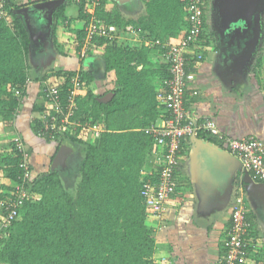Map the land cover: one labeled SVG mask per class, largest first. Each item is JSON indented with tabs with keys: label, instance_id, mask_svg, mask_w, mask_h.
<instances>
[{
	"label": "crops",
	"instance_id": "crops-1",
	"mask_svg": "<svg viewBox=\"0 0 264 264\" xmlns=\"http://www.w3.org/2000/svg\"><path fill=\"white\" fill-rule=\"evenodd\" d=\"M27 1L30 2L26 5L43 0H17L19 4ZM216 1L203 0L206 23L199 49L203 51L204 59L188 65L194 68L196 75L192 86L199 90L198 95L190 98L189 106L198 118H213L227 136L242 138L255 135L264 140V9L257 19L260 26L256 30L243 32L241 29L232 37L220 34L215 25ZM72 5L76 8L70 14ZM62 7L64 14L57 15L59 9L56 10L52 21L28 20L21 13L31 39L28 51L31 83L12 120H5L0 115V188L5 190L14 186L3 169V159L14 153L16 135L26 143L36 174L60 169L63 180L72 179L70 171L84 155L83 145L69 136L65 140L72 148L61 161L63 143L38 135L37 131L42 127L40 118L43 110H47L42 96L47 83L60 84L68 76L67 72L81 68L89 79L82 94L83 101L91 99L89 91L98 100L109 101L117 89L116 71L107 70L105 47L94 41L88 52L80 57L84 33L79 34V31L84 30L88 23L87 16L80 15L82 5L73 0H61L60 9ZM103 9L120 15L125 21L138 22L147 14L146 0H104ZM130 24L134 26L135 23ZM184 30L164 42L145 38L140 27L131 34H122L121 30L118 33L120 40L130 46L151 48L150 60L157 72L154 81L159 90L166 63L163 44L179 41ZM101 125L104 126L103 123ZM77 138L87 142L92 141L95 135L84 130ZM46 147L50 148L47 153L52 159L50 170L44 169L45 161L35 159L36 153L45 151ZM153 149L154 166L151 168L156 169L162 164V154L156 145ZM38 163L44 167L42 171L35 168ZM247 174L254 178L255 173L245 171L240 157L227 149L216 136L198 133L190 137L185 142L176 172L177 192L167 201L162 214L150 213L147 219L156 238L155 264H221L231 213L239 197L243 198L252 222L248 234L251 248L244 264H264V192L247 190Z\"/></svg>",
	"mask_w": 264,
	"mask_h": 264
},
{
	"label": "trees",
	"instance_id": "trees-1",
	"mask_svg": "<svg viewBox=\"0 0 264 264\" xmlns=\"http://www.w3.org/2000/svg\"><path fill=\"white\" fill-rule=\"evenodd\" d=\"M187 1L146 0V16L134 22L105 12L102 0L97 15L105 24L117 25L122 34L127 33L126 25L135 23L145 38L164 42L186 27ZM28 2L7 0L6 16L0 15V115L8 121L21 105L16 90L22 89L24 96V86L30 78L31 39L20 13ZM58 14H64V7L59 8ZM80 15L90 18L84 5ZM83 33L85 29L79 31ZM95 40L106 49L107 70L116 71L117 89L106 102L90 91L91 99L83 101V91L74 119L103 123V131L87 142L77 138V132L70 135L74 142L83 145L84 151L75 170L70 171L72 179L63 180L60 169L36 174L31 164L33 179L24 184L34 198L25 201L19 218L0 239L1 264H155L156 238L147 223L151 212L142 188L148 178L157 182L161 169L151 168L155 138L147 127L165 114L157 98V72L150 60L151 48L133 47L120 38ZM168 74L165 63L162 79ZM82 75L87 86L89 79L83 71ZM68 82L67 79L61 86L64 91ZM13 152L3 159L6 176L14 182L12 189L6 190L8 194L24 182L21 155ZM75 176L77 187L71 191L68 187L73 185ZM225 250L224 257L227 246Z\"/></svg>",
	"mask_w": 264,
	"mask_h": 264
},
{
	"label": "built area",
	"instance_id": "built-area-1",
	"mask_svg": "<svg viewBox=\"0 0 264 264\" xmlns=\"http://www.w3.org/2000/svg\"><path fill=\"white\" fill-rule=\"evenodd\" d=\"M84 5L89 15L85 26V35L82 40L80 57L90 49L96 37H106L111 40L119 38V28L114 24H105L97 15L102 0H73ZM7 0H0V15L5 17ZM186 27L183 36L177 42L163 44L164 57L168 64V76L162 80V88L158 91V101L162 107L163 115L160 122L147 127V132L155 138V145L162 154V164L157 182L148 178L143 185L142 195L149 211L160 215L165 210L167 201L177 192L176 171L180 165L185 142L192 136L202 132L216 136L230 151L235 152L241 159L245 171L254 172V178L264 182V140L255 135L235 138L223 134L216 121L211 118H198L189 106L192 96L198 95L199 90L192 86L196 75L194 68L189 64H197L204 59L201 47V37L205 30L206 13L203 0H188L185 15ZM125 31L135 32L136 28L128 24ZM69 80L68 87L63 90L62 84ZM64 82L58 84L47 83L42 90L46 108L40 118L42 127L38 131L40 137L65 141V139L84 130H90L92 135L98 137L102 130L101 124L91 121L82 122L74 119L79 109V97L86 88L81 68L72 75L66 76ZM31 83L28 78L24 89ZM16 94L20 101L23 99V90L17 89ZM69 133V134H67ZM14 150L21 155L20 167L24 170V182L17 185L16 190L8 194L0 188V239L20 216V208L27 199L34 198L28 191L25 181L33 179L31 169V153L20 135L14 137ZM10 192V191H9ZM252 222L247 215V207L242 197L231 213V226L226 242L227 253L222 264H244L249 254V231ZM1 264V263H0Z\"/></svg>",
	"mask_w": 264,
	"mask_h": 264
},
{
	"label": "water",
	"instance_id": "water-1",
	"mask_svg": "<svg viewBox=\"0 0 264 264\" xmlns=\"http://www.w3.org/2000/svg\"><path fill=\"white\" fill-rule=\"evenodd\" d=\"M61 0H45L29 6L22 7V13L26 19L35 20H53V13L59 8ZM217 14L215 16V25L220 34L231 35L237 31L256 30L260 24L258 20L264 9V0H217ZM258 19V20H257ZM245 25V26H244ZM214 147L218 146L211 144ZM72 145L64 141L60 149V159L64 161V156L71 150ZM219 149V148H218ZM247 190L252 193L264 192V182H257L251 175L247 174Z\"/></svg>",
	"mask_w": 264,
	"mask_h": 264
},
{
	"label": "rangeland",
	"instance_id": "rangeland-1",
	"mask_svg": "<svg viewBox=\"0 0 264 264\" xmlns=\"http://www.w3.org/2000/svg\"><path fill=\"white\" fill-rule=\"evenodd\" d=\"M70 9H69V12H70V14L71 13H74L75 12V8H76V6L75 5H72V7H69ZM67 141V140H66ZM69 142V141H68ZM50 150V148L49 147H46L45 148V151H43V150H39L37 153H36V157H35V159L37 158L38 159V161L39 162H43V161H45L46 162V168H44V167H42L39 163H38V166L36 167V164H35V168L39 171V170H41L42 171V169L44 168L45 170L47 169V170H50L51 169V167L49 166V163L51 162V158H49V156H48V153H47V151H49ZM33 157H32V160H35ZM55 166H57V164L55 165ZM59 166V165H58ZM75 167H73V170H75L74 169ZM35 169V170H36ZM76 181H78V178L75 176V181L72 183L73 185H71V186H69L68 187V189L70 190L71 189V191H75L76 190V187H77V182ZM155 215V214H154Z\"/></svg>",
	"mask_w": 264,
	"mask_h": 264
},
{
	"label": "clouds",
	"instance_id": "clouds-1",
	"mask_svg": "<svg viewBox=\"0 0 264 264\" xmlns=\"http://www.w3.org/2000/svg\"><path fill=\"white\" fill-rule=\"evenodd\" d=\"M43 1H45V0H43ZM39 2H41V1H39ZM36 3H38V2H36ZM33 4H35V3H33ZM29 5H31V4H29ZM29 5H24L23 7H25V6H29ZM59 6H60V5H59ZM59 8H60V7H59ZM59 8H57L56 10H58ZM56 10H55V11H56ZM8 21H11V17H9V16H8ZM10 23H11V22H10Z\"/></svg>",
	"mask_w": 264,
	"mask_h": 264
}]
</instances>
